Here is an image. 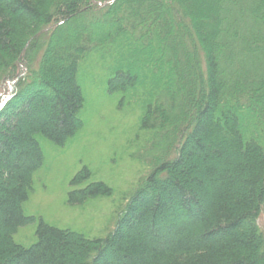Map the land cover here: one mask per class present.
<instances>
[{
	"label": "trees",
	"instance_id": "trees-1",
	"mask_svg": "<svg viewBox=\"0 0 264 264\" xmlns=\"http://www.w3.org/2000/svg\"><path fill=\"white\" fill-rule=\"evenodd\" d=\"M0 264H264V0H0Z\"/></svg>",
	"mask_w": 264,
	"mask_h": 264
},
{
	"label": "rangeland",
	"instance_id": "rangeland-1",
	"mask_svg": "<svg viewBox=\"0 0 264 264\" xmlns=\"http://www.w3.org/2000/svg\"><path fill=\"white\" fill-rule=\"evenodd\" d=\"M134 58V57H133ZM92 61V60H91ZM136 65L139 67V68H146L147 67V61L146 60H142L141 58L139 57H136ZM92 64V63H91ZM97 92V91H96ZM96 92L93 90H91V100L94 98L93 100V103L91 104L93 107L96 108V110L100 107L104 108L105 107V112H100V114L96 115V111L94 112H90L91 115H88L89 116V121H93L94 124H98L96 125L93 129H92V134L93 136H97V139H95L96 141L94 143H99V147L98 149L96 150V155L99 156V159L101 161L100 163V167L104 168L106 167L105 165L107 164V161H108V158H109V161H110V166L107 167V169H113V159H114V156H115V152H116V149L115 150H112L110 152V155L107 156L106 153L104 152V144L105 142L108 143V145H113V142L116 143V141L112 138L110 139L109 137H107V134H109V130L110 131H119L120 130H123L121 127L122 125V122L124 120V115H121V116H118L114 110V104L110 105L109 104V101H107V99L105 98V95L103 94H96ZM95 101V102H94ZM109 123H112L108 126ZM103 137L104 139H106L105 142L103 143H100L99 140L100 138ZM107 137V138H105ZM108 139V140H107ZM95 145V144H94ZM119 146H121V144H119ZM58 157V154H53L52 157L53 159H55V157ZM126 156V155H124ZM58 160H62V157H59ZM99 161V162H100ZM123 165V164H122ZM120 165V167L122 166ZM53 174L51 176L54 175L55 173V168L56 166L53 165ZM99 167V166H98ZM50 168V167H49ZM49 168H47L46 170H48ZM134 169V168H133ZM45 170V171H46ZM65 172V170H64ZM46 172L42 173L41 176H44L41 183L40 184V187L42 190H45L47 191V193H51V194H54V193H57V192H60V186H61V183H62V178L59 177V180L57 181L56 178H50L49 180L47 178H45V174ZM110 175V176H109ZM109 178H112L113 175H112V172H109L108 171V175L106 177ZM118 178V177H117ZM118 182H119V179H118ZM39 187V189H40ZM61 195V194H60ZM45 194L43 196H37L36 198H34V200L32 201V205L29 206V213L31 214H43L45 215V212H48L49 215L50 213L54 214V215H58L59 217H63V219L65 220V222H69V221H73L75 224L79 223L80 225H85V224H88L91 222L92 218H96V219H100L101 216H98V214H89L85 217H81L78 216L75 211H72L70 209H67L66 207H64V198L61 197L59 199V201L57 200V198H55L56 196H50L49 194H47L48 197H46L45 199ZM94 204V203H93ZM103 206V205H102ZM63 209H62V208ZM104 214V213H103ZM102 214V215H103ZM63 215V216H62Z\"/></svg>",
	"mask_w": 264,
	"mask_h": 264
}]
</instances>
